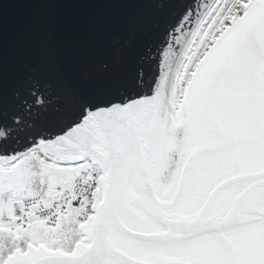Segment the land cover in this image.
I'll list each match as a JSON object with an SVG mask.
<instances>
[{
  "label": "snow or ice",
  "instance_id": "6c2138e0",
  "mask_svg": "<svg viewBox=\"0 0 264 264\" xmlns=\"http://www.w3.org/2000/svg\"><path fill=\"white\" fill-rule=\"evenodd\" d=\"M12 5L45 22L10 47ZM0 264H264V0H0Z\"/></svg>",
  "mask_w": 264,
  "mask_h": 264
},
{
  "label": "water",
  "instance_id": "95a60500",
  "mask_svg": "<svg viewBox=\"0 0 264 264\" xmlns=\"http://www.w3.org/2000/svg\"><path fill=\"white\" fill-rule=\"evenodd\" d=\"M4 18L6 39L10 47L21 43L33 26L45 22L44 19L30 13L27 6H9L5 10ZM53 24L56 29L58 44L63 47L67 43L69 56L74 55L78 48L103 49L109 43L103 31L99 28L98 18L87 12L74 9L65 10L53 18ZM157 38L158 34L143 35L134 41L130 48L124 49L120 53L121 68L135 73L139 67L137 59L143 52L145 44ZM103 58L108 59L109 56ZM143 68L146 78L150 80L155 73V65L150 66L146 63ZM177 136L178 138L182 136V130H178ZM177 159L178 155L175 152L170 153L169 171L174 169Z\"/></svg>",
  "mask_w": 264,
  "mask_h": 264
}]
</instances>
